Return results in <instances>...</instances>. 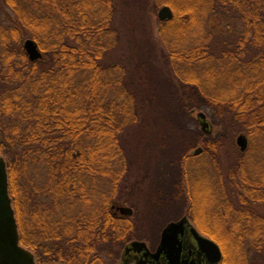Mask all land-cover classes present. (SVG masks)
Segmentation results:
<instances>
[{
  "label": "trees",
  "instance_id": "obj_1",
  "mask_svg": "<svg viewBox=\"0 0 264 264\" xmlns=\"http://www.w3.org/2000/svg\"><path fill=\"white\" fill-rule=\"evenodd\" d=\"M129 1L142 11L169 7L174 14L160 21L163 46L144 42L154 68L145 79L140 70L107 63L121 40L118 0H4L16 23H0V155L21 244L40 256L39 264H106V256L143 241L111 200L128 174L125 133L153 104L183 145L179 179L162 197L166 212L177 203L180 218L220 245L222 264H249V245L264 249V217L249 208L264 206V176L246 171L247 159L238 162L229 178L243 186V207L232 209L221 184L226 213L201 215L208 192L192 163L200 155L185 152L194 140L183 119L196 120L206 109L213 131L244 129L252 146H264V0ZM219 16L228 20L222 34L209 28ZM26 34L42 52L37 62L25 51ZM139 85L150 86L146 95ZM228 136H207L201 157L217 155ZM231 211L241 218L232 220Z\"/></svg>",
  "mask_w": 264,
  "mask_h": 264
},
{
  "label": "rangeland",
  "instance_id": "obj_2",
  "mask_svg": "<svg viewBox=\"0 0 264 264\" xmlns=\"http://www.w3.org/2000/svg\"><path fill=\"white\" fill-rule=\"evenodd\" d=\"M161 9L150 13L142 11L140 8L137 9L129 0H118L116 26L120 30L121 40L116 52L107 59L108 64H125L129 70L131 69L136 74L135 70H140L144 75V79L150 75L149 69H154L153 59L148 55L150 49L147 50L144 42L151 39L153 43L159 44V47L163 46L159 36L160 20L158 18ZM0 23L5 26L16 23L4 0H0ZM227 23L228 20L223 16L214 17L209 22V28L218 34H222L227 30ZM30 38L26 34L23 37V45ZM139 87L138 89L142 88L146 95L150 86L141 87L139 85ZM200 112L209 117L210 120L208 118L207 120L210 124L211 121L213 123L210 111L204 109ZM159 113L161 112L153 104L149 105L148 108L142 110L141 119L136 126L125 133L123 143L128 159V174L121 182L117 198L111 200V209L114 210V213L115 207L118 206L133 210V214L128 216L134 223L132 233L138 236V239L147 242L152 249H156L158 246L161 233L166 226L180 218L177 212L180 207L174 206L177 203H172V212H166V209L170 206L167 207L162 197L172 189V183L169 184V182L176 174L179 179L180 171L177 169L178 160H176V155L179 147L183 151V145L176 128L165 124L164 119L159 118ZM183 121L187 126L186 131L189 135H192L191 139L194 140L185 149L189 157H192L193 152L199 148L205 151L204 141L207 136L219 138L218 136L221 133L223 135L228 133L229 135L227 142L224 143L225 145L222 146L217 155L209 152L206 155V157H209L208 160L205 161L200 155L192 161L195 168L197 167V173L200 172V188L206 189L208 192L206 194L207 199L202 204L201 213L203 214L201 215L207 213L209 217L214 219L220 214L224 215L226 213V207L224 210H220L223 203L219 200V196L221 197V184L224 185V193L227 201L232 205V209L243 207L241 205L243 202L241 200L243 186L236 185L229 178V175L232 171L237 172L238 162H245L246 160L243 159H247L246 171L264 176V146L262 143L252 146L251 139L244 129L236 130L233 133L228 132L226 127L221 126L222 128L216 127L215 131L212 130V134L206 135L197 119L186 117ZM199 135L201 138L196 142ZM240 136L245 137L248 142L245 152H242L237 144ZM24 184L25 182H23V193L25 191ZM26 196L29 197L30 193L26 192ZM249 208L255 212L257 211V216L264 217V206L262 204L259 208L255 206ZM230 216L234 221L241 218V215H236L233 211H231ZM27 234L30 238L33 237L34 234L32 235L31 228L27 230ZM35 235L34 238L37 237ZM249 248V264H264V249L260 252L253 246L249 245ZM124 249V246L121 247L120 251L112 255L113 258L106 256V264H120ZM233 252L235 251L233 250ZM36 258L39 264L41 258L38 254H36Z\"/></svg>",
  "mask_w": 264,
  "mask_h": 264
},
{
  "label": "water",
  "instance_id": "obj_3",
  "mask_svg": "<svg viewBox=\"0 0 264 264\" xmlns=\"http://www.w3.org/2000/svg\"><path fill=\"white\" fill-rule=\"evenodd\" d=\"M174 14L171 8L163 7L158 14L160 21L171 20ZM25 51L32 62H37L43 58L42 52L35 41L29 39L24 44ZM197 119L201 124L202 131L206 135L212 134L211 124L204 113H198ZM237 144L242 152L248 147L245 137L240 136ZM203 152L199 148L193 152L198 156ZM123 215L131 216L133 210L129 208L119 209ZM187 228L191 229L196 242L201 251L207 257L209 264H220L223 260V252L220 246L213 240L205 238L193 227L188 217H184L178 222H172L167 225L161 235V242L157 251L152 254L145 242L134 241L124 250L122 264L129 263V257L132 254L143 255L148 260L159 259L162 255L168 259V264H187L182 259L183 244L180 237L184 235ZM146 261L137 262L145 264ZM0 264H37L35 256L21 244L19 227L12 205V199L9 193L8 168L5 159L0 155Z\"/></svg>",
  "mask_w": 264,
  "mask_h": 264
},
{
  "label": "flooded vegetation",
  "instance_id": "obj_4",
  "mask_svg": "<svg viewBox=\"0 0 264 264\" xmlns=\"http://www.w3.org/2000/svg\"><path fill=\"white\" fill-rule=\"evenodd\" d=\"M120 208H123V206L115 207V214L117 217H124L123 214L121 213V211L119 210ZM184 217H186V216L181 217L179 220H181ZM179 220L173 221V222H178ZM189 220L192 223L193 227L199 232V234L201 236L213 240L209 235H207L205 232H203L190 218H189ZM161 235H162V233H161ZM180 240L183 244L182 259H183V261H185V263H187V264H209L207 257L201 251V248H200L199 244L196 242L194 235L191 232L190 228L186 229L184 235H182L180 237ZM213 241H215V240H213ZM160 242H161V236H160L159 244L156 247V249H152L147 242H145V243L148 245L150 252L152 254H154L157 251V249L160 245ZM221 250H222V248H221ZM222 252H223V250H222ZM122 256H121V263L120 264H122ZM223 258H224V253H223ZM139 261L140 262L146 261L147 263H145V264H168V259L164 255H162L157 260L152 259V258H149L148 260H146L143 257V255H137V254H132L129 257V263L128 264H137V262H139ZM222 263H223V260L220 264H222Z\"/></svg>",
  "mask_w": 264,
  "mask_h": 264
}]
</instances>
